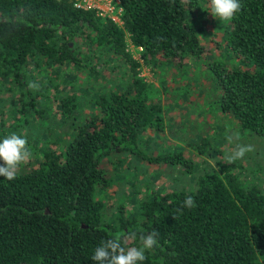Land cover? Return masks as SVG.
<instances>
[{
	"label": "trees",
	"instance_id": "16d2710c",
	"mask_svg": "<svg viewBox=\"0 0 264 264\" xmlns=\"http://www.w3.org/2000/svg\"><path fill=\"white\" fill-rule=\"evenodd\" d=\"M120 1L117 21L73 0H0V141L23 135L32 152L15 179L0 176V264H96L91 257L103 240L134 232L126 246L139 247L153 229L158 245L141 264H264V172L243 175L242 160L205 166V154L216 161L227 149H209L198 138L202 128L183 117L166 123L161 91L139 76L130 51L141 48L144 64L180 72L211 50L205 24L214 22L225 51L207 57L203 68L212 74L199 77L198 93L182 100L191 80L175 85L171 109L191 98L205 106L214 95L250 138L264 139V0H241L230 21L213 17L210 0ZM122 65L126 75L116 74L108 90L79 94L82 74L103 78ZM57 94L48 121L44 99ZM72 116L66 136L52 131ZM176 123L188 124L196 139L183 142ZM35 124L47 130L43 138L27 132ZM166 133L171 148L154 145ZM181 142L185 155L173 149ZM166 167L193 182L164 186ZM188 195L191 209L182 205Z\"/></svg>",
	"mask_w": 264,
	"mask_h": 264
},
{
	"label": "rangeland",
	"instance_id": "374dc122",
	"mask_svg": "<svg viewBox=\"0 0 264 264\" xmlns=\"http://www.w3.org/2000/svg\"><path fill=\"white\" fill-rule=\"evenodd\" d=\"M115 18V17H114ZM211 23V24H210ZM206 25V32L208 34L207 37V43L212 45L211 50H206L202 53L201 57H192L189 58L187 61V65L185 66V69L183 70L180 66V72L176 68H174L171 64L166 63V66L163 65L160 68L156 66H151L144 64L141 58V48H137L134 46H130V51L132 52L134 59L138 60L141 65L138 67L139 76L144 79L145 82L151 84L155 88H159L161 91V101L164 105V112H165V118L166 123L170 122V118L173 120V122L177 121V119H180L183 117V121L188 122V124H195L198 127L202 128L203 137L199 136L198 138L201 139V141L206 144V146L209 147V149L221 148L222 151L224 149H227L224 156H220V159H214L212 156H209L208 154H205L202 158H205L207 161L204 163L205 166H215L217 165V162H228L227 157L231 154L232 150L237 147L239 143L244 144H250L254 146V150L252 152L247 153L242 159L243 167L240 168V171L243 175H249L252 176L253 173L251 172V169H256L258 172V176L263 174L264 172V139H261L259 137H253L250 138L251 135H253L251 132L242 129L241 127H238L237 121L235 120L234 116L232 117L228 113H224L221 110V107L219 105V102L214 95L207 99L205 106H195L196 101L191 98L190 100H186L185 103L179 104V106L175 109L173 106H175V100L174 98H179V93L182 92V100L187 99L186 96H188L190 93L194 95L195 90L198 93L199 89V77L204 78V80L208 79L207 77L210 76L212 73L210 70H204V66L209 62V58H207L209 55L216 54L217 56L219 53L223 52V48H218L216 46L217 40H219V35L221 34L219 32L220 29L215 30V23L214 22H208ZM218 32L217 35H213V38H211L212 32ZM211 40H215L214 42H211ZM210 47V46H209ZM183 70V71H181ZM125 66L122 65L119 69L116 68V72H101V75L104 77L101 78L99 75H92L89 74L88 76L82 74V79H84V82L79 81L80 85L85 88V92L83 93V90L79 91L80 95L87 96L88 94H94V92L98 89L100 90H108L111 85H113V81L117 79L116 74L119 76L126 75L125 72ZM176 71V72H174ZM190 78V84L186 83V79ZM166 81V82H164ZM164 83V84H163ZM183 83V84H182ZM183 90L178 92L177 89H175V85L182 86L184 85ZM195 83V84H194ZM194 84V85H193ZM194 89V90H193ZM209 89V88H208ZM68 92L67 90H62L61 94H66ZM61 94H57L55 96H51V99L45 100V109L47 110V118L48 121H53L55 119L54 110L56 109L57 101H59ZM7 100V99H6ZM176 107V106H175ZM176 111H178V114H176ZM79 112L85 113L84 110H80ZM178 115V118L176 119V116ZM198 115H201V121L198 122L196 120V117ZM80 117L77 118V122L80 120H83V116L79 114ZM54 117V118H53ZM187 124V125H188ZM205 126L206 130L208 127L209 133L204 132L203 127ZM185 123L179 124L176 123L173 126L174 131L177 132L179 137L183 135V142H187L189 140L196 139L194 137L187 136V133L191 130ZM74 126V116H72L64 125L62 126H55V128L52 129V131L57 132L58 134H61L63 136H66V132L70 131ZM213 129V130H211ZM219 132L217 133L216 131ZM30 131L32 135L36 138H43L44 135L47 133V130L43 128V125L41 124H35L33 128L31 129L30 126L27 128V132ZM61 131V132H60ZM73 131V130H72ZM63 132V133H62ZM71 134H69L70 138ZM56 136H52L53 140ZM182 138V137H181ZM250 138V139H249ZM171 140V137L166 133V137L164 138V135L162 137L158 138V143L155 142L154 145L159 146L160 144L163 145V143H168L167 140ZM218 141V143H217ZM172 142V141H170ZM178 143L174 146L173 149L176 150L177 153L179 152H185L183 145L184 143ZM167 148H171L169 143L166 144ZM235 147V148H234ZM189 148V147H188ZM159 149V148H158ZM193 152H196V150L193 147H190ZM155 152V151H154ZM163 169L162 173V184L164 186H167L169 188H180L183 187V185L186 184V186L189 187L190 183L193 182L192 179L189 180V177L185 174L184 175V181H181L180 177L183 175L182 173L178 172V168H168Z\"/></svg>",
	"mask_w": 264,
	"mask_h": 264
},
{
	"label": "clouds",
	"instance_id": "9594fccd",
	"mask_svg": "<svg viewBox=\"0 0 264 264\" xmlns=\"http://www.w3.org/2000/svg\"><path fill=\"white\" fill-rule=\"evenodd\" d=\"M213 17L230 21L234 14L241 10V0H210ZM30 89L39 90V84L29 81ZM254 146L250 144H240L232 150L227 157L228 162L242 159L247 153L252 152ZM32 156L28 147L27 137L12 133L0 141V176L7 180L16 178L19 168L26 164ZM184 208L191 209L196 206L194 197L188 195L182 201ZM135 233H131L128 238L121 235L103 240L94 250L91 259L96 264H141L146 259V250H151L158 245V230L153 229L147 234L140 236V246H126L129 238H134Z\"/></svg>",
	"mask_w": 264,
	"mask_h": 264
},
{
	"label": "built area",
	"instance_id": "2783aa9c",
	"mask_svg": "<svg viewBox=\"0 0 264 264\" xmlns=\"http://www.w3.org/2000/svg\"><path fill=\"white\" fill-rule=\"evenodd\" d=\"M74 5L79 9L96 10V12L103 17L110 16L117 21H120V14L122 9L120 7V0H73Z\"/></svg>",
	"mask_w": 264,
	"mask_h": 264
}]
</instances>
